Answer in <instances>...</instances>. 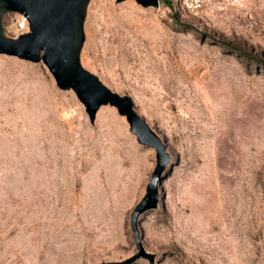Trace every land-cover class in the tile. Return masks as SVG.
Returning a JSON list of instances; mask_svg holds the SVG:
<instances>
[{
  "label": "rangeland",
  "instance_id": "374dc122",
  "mask_svg": "<svg viewBox=\"0 0 264 264\" xmlns=\"http://www.w3.org/2000/svg\"><path fill=\"white\" fill-rule=\"evenodd\" d=\"M24 14L0 7V36ZM76 63L119 95L93 118L42 59L0 53V264H264V0L197 12L164 0H87Z\"/></svg>",
  "mask_w": 264,
  "mask_h": 264
},
{
  "label": "water",
  "instance_id": "95a60500",
  "mask_svg": "<svg viewBox=\"0 0 264 264\" xmlns=\"http://www.w3.org/2000/svg\"><path fill=\"white\" fill-rule=\"evenodd\" d=\"M87 0H0L1 6L20 10L28 20L29 32L18 38L0 36V53L30 60L42 59L60 88H72L93 118L100 103L108 102L124 115L130 132L141 144L156 150L157 160L151 174L146 196L134 207L131 228L136 245L141 250L137 216L156 205L158 184L166 163L170 160L163 142L133 108L127 95L111 91L89 71L76 63V52L81 38V14ZM140 4H157V0H136Z\"/></svg>",
  "mask_w": 264,
  "mask_h": 264
},
{
  "label": "built area",
  "instance_id": "2783aa9c",
  "mask_svg": "<svg viewBox=\"0 0 264 264\" xmlns=\"http://www.w3.org/2000/svg\"><path fill=\"white\" fill-rule=\"evenodd\" d=\"M164 0H157V5H159ZM172 4L179 5L183 10L189 12H197L204 7L213 6V5H240L244 0H169ZM17 30L28 29V20L27 17H24L18 22Z\"/></svg>",
  "mask_w": 264,
  "mask_h": 264
},
{
  "label": "bare ground",
  "instance_id": "6f19581e",
  "mask_svg": "<svg viewBox=\"0 0 264 264\" xmlns=\"http://www.w3.org/2000/svg\"><path fill=\"white\" fill-rule=\"evenodd\" d=\"M163 172V171H162Z\"/></svg>",
  "mask_w": 264,
  "mask_h": 264
}]
</instances>
